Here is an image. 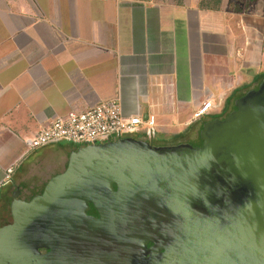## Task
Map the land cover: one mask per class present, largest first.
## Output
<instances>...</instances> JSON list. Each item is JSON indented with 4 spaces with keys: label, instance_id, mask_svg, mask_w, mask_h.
Segmentation results:
<instances>
[{
    "label": "crops",
    "instance_id": "1",
    "mask_svg": "<svg viewBox=\"0 0 264 264\" xmlns=\"http://www.w3.org/2000/svg\"><path fill=\"white\" fill-rule=\"evenodd\" d=\"M263 64L264 16L233 0H0V209L66 169L74 143L28 144L57 116L118 99L146 140L198 137Z\"/></svg>",
    "mask_w": 264,
    "mask_h": 264
},
{
    "label": "water",
    "instance_id": "2",
    "mask_svg": "<svg viewBox=\"0 0 264 264\" xmlns=\"http://www.w3.org/2000/svg\"><path fill=\"white\" fill-rule=\"evenodd\" d=\"M235 106L199 145L76 147L42 193L16 188L0 264H264V78Z\"/></svg>",
    "mask_w": 264,
    "mask_h": 264
},
{
    "label": "built area",
    "instance_id": "3",
    "mask_svg": "<svg viewBox=\"0 0 264 264\" xmlns=\"http://www.w3.org/2000/svg\"><path fill=\"white\" fill-rule=\"evenodd\" d=\"M211 107L212 100H207L195 116L200 118L207 114ZM155 125L154 115L148 116L147 119L138 115L126 116L118 99L103 100L85 110H71L50 120L28 144L33 149L61 141L86 146L133 136L143 127L146 133L152 136ZM12 171V168L8 169L7 178Z\"/></svg>",
    "mask_w": 264,
    "mask_h": 264
},
{
    "label": "rangeland",
    "instance_id": "4",
    "mask_svg": "<svg viewBox=\"0 0 264 264\" xmlns=\"http://www.w3.org/2000/svg\"><path fill=\"white\" fill-rule=\"evenodd\" d=\"M207 1L217 2V0H207ZM233 1L243 4V6L246 8H250V9L253 8L254 12L257 11L258 13H262V16H264V0H233ZM263 67H264V64H263ZM263 78H264V73L259 75L256 78V82L252 81L250 83H246V84L241 85V86L239 85V87L236 90H234V92H232L233 95L230 96L226 105L223 106L224 108H223L222 112H220L218 114H214V115L209 116V117H211V119L224 118L230 111L235 109V103H236L237 98H239L240 96H242L243 94H245L249 90H251L253 88H257L259 83L261 82V80ZM133 136L138 138V139H149V138H151V136H147L143 133H136ZM113 139H115V138L113 137ZM185 139H186V137H184V136L172 137V136H162V135L156 134L153 142L155 145H172V144L183 143V141H185L187 143H191L193 145H199L202 142L200 136L190 138V139L188 138L186 140ZM81 146H83V145H79L76 147H81ZM4 192H5L4 189L3 190L1 189L0 190V196L3 195ZM1 206H2V204L0 205V208H2ZM4 218L7 221H9L11 219V216H9V215L7 216V214H6V216Z\"/></svg>",
    "mask_w": 264,
    "mask_h": 264
},
{
    "label": "flooded vegetation",
    "instance_id": "5",
    "mask_svg": "<svg viewBox=\"0 0 264 264\" xmlns=\"http://www.w3.org/2000/svg\"><path fill=\"white\" fill-rule=\"evenodd\" d=\"M235 108H236V106H235ZM201 144V143H200ZM47 184V183H46ZM46 184H45V186H46ZM45 186L43 187V189L41 190V192L40 193H42L43 192V190H44V188H45ZM15 191H16V188L13 190V192H12V201H13V195H14V193H15ZM39 193V194H40ZM20 197L22 198V196H21V194H20ZM32 197H30L29 199H31ZM24 199V198H23ZM11 201V202H12ZM3 203V198H2V195L0 196V205ZM10 205H11V203H10ZM2 206H3V204H2ZM9 211L7 210H2V209H0V226H2V225H5V224H8V223H11L12 221H13V215H12V211H11V206H9ZM6 214H7V216L9 215V216H11V219L9 220V221H7L4 217L6 216ZM89 214H91V215H94V216H99V213L97 212V210L94 208V206L91 204V209L89 210ZM152 242H150L148 245L149 246H152Z\"/></svg>",
    "mask_w": 264,
    "mask_h": 264
},
{
    "label": "trees",
    "instance_id": "6",
    "mask_svg": "<svg viewBox=\"0 0 264 264\" xmlns=\"http://www.w3.org/2000/svg\"><path fill=\"white\" fill-rule=\"evenodd\" d=\"M220 0H217V2H219ZM262 81V80H261Z\"/></svg>",
    "mask_w": 264,
    "mask_h": 264
}]
</instances>
